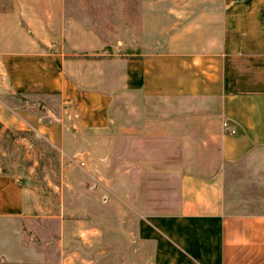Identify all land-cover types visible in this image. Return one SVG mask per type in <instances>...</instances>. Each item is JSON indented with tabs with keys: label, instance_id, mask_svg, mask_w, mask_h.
<instances>
[{
	"label": "crops",
	"instance_id": "obj_1",
	"mask_svg": "<svg viewBox=\"0 0 264 264\" xmlns=\"http://www.w3.org/2000/svg\"><path fill=\"white\" fill-rule=\"evenodd\" d=\"M223 3L211 24L199 14L178 36L126 57L84 53L100 47L90 48V27L83 40L66 35L68 50L39 49L59 30L57 0H0V92L56 93L79 127L98 131L92 142L115 144L114 172L101 169L93 190L130 206L153 264H264V0ZM121 112L126 120H116ZM188 115L210 118L205 138L172 133L181 125L172 118ZM181 140L213 143L214 165L172 160ZM42 208L35 189L0 173V264L42 263L22 239L39 225L54 222L62 241L72 220Z\"/></svg>",
	"mask_w": 264,
	"mask_h": 264
},
{
	"label": "rangeland",
	"instance_id": "obj_2",
	"mask_svg": "<svg viewBox=\"0 0 264 264\" xmlns=\"http://www.w3.org/2000/svg\"><path fill=\"white\" fill-rule=\"evenodd\" d=\"M223 2L57 0L59 30L49 38L51 47L38 48L68 50L66 35L73 40L82 39V27H90V48L99 42L100 47L84 53L133 57L150 48L143 43L159 45L168 35L178 36L180 25L194 22L199 14L211 24V19L216 20L224 9ZM64 23L71 24L66 34L62 30ZM127 118V113L121 112L116 120ZM172 119L181 123L171 128L172 133L205 138L207 132L200 124L209 117L188 115ZM110 122L115 127V119L110 118ZM96 135L97 130L77 125L72 106L62 102L56 93L0 92V173L11 174L37 191L44 207L39 213L60 212L72 220L61 242L56 239L54 222L37 226L36 234L27 231L23 235V241L35 242L43 252L42 263L10 264H153L152 243L138 230L137 216L131 215L130 206L120 207L109 192L93 190L101 169L113 174L116 151L114 143L92 142ZM179 154L194 170L210 166L211 162L214 165L210 158L214 156V144L210 142L172 143V160H177Z\"/></svg>",
	"mask_w": 264,
	"mask_h": 264
},
{
	"label": "built area",
	"instance_id": "obj_3",
	"mask_svg": "<svg viewBox=\"0 0 264 264\" xmlns=\"http://www.w3.org/2000/svg\"><path fill=\"white\" fill-rule=\"evenodd\" d=\"M221 127H222L223 131L226 132V133H228V134H233V133H235V128L232 127V126H229V125L227 124V122H225V121H222V123H221Z\"/></svg>",
	"mask_w": 264,
	"mask_h": 264
}]
</instances>
